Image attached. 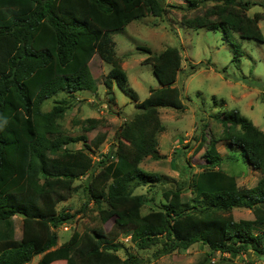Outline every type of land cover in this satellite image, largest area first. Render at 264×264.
<instances>
[{
  "label": "trees",
  "instance_id": "trees-1",
  "mask_svg": "<svg viewBox=\"0 0 264 264\" xmlns=\"http://www.w3.org/2000/svg\"><path fill=\"white\" fill-rule=\"evenodd\" d=\"M207 1L213 3L212 16L196 14L182 21L192 27L221 28L229 40V31L264 40L257 22L264 19V11L247 14L249 0H185V5L195 8ZM164 10L163 0H0V264H24L36 255L33 264L54 260L60 264H140L138 254L118 253L122 242L104 230L110 217L112 226L133 224L132 243L140 249L157 246L155 256L201 241L208 251L193 264H208L217 250L234 256L250 249L264 258V230L260 229L264 225V176L251 186H242L235 174L217 167L224 159L216 149L222 140L231 159L240 157L252 168L264 169V131L236 108L215 115L222 133L210 138L205 167L191 174L190 196L179 188H168L163 191V202L132 217L149 199L135 187L161 177L139 165L146 155L161 156L156 135L164 125L158 107L184 108L174 84L182 56L177 45H166L156 53L145 46L149 54L143 61L152 64L160 86L149 87L147 96L137 101L111 34L133 19L158 16ZM241 53L233 42V60L238 62ZM94 54L110 65L103 78L107 93L115 81L137 109L119 125L115 140L97 160L98 171L84 183L100 225L73 229L56 245L58 234L53 226L73 216V212H59L57 203L75 189L74 180L94 166L86 148L98 147L106 137L105 131L90 139L86 135L102 122L100 118L81 119V132L76 134L64 132L58 121L69 97L97 90L89 65ZM57 93L65 96L43 109L46 99ZM78 140L83 141L82 147L69 146ZM234 207H247L253 216L235 219ZM13 215L21 217V230L15 236L12 229L7 236L5 222Z\"/></svg>",
  "mask_w": 264,
  "mask_h": 264
},
{
  "label": "rangeland",
  "instance_id": "rangeland-1",
  "mask_svg": "<svg viewBox=\"0 0 264 264\" xmlns=\"http://www.w3.org/2000/svg\"><path fill=\"white\" fill-rule=\"evenodd\" d=\"M163 1L165 10L161 15L148 14L133 19L123 29L111 34L116 55L120 57L127 74L128 85L137 94V101L147 96L149 87L160 86L152 71V64L143 61L149 54L144 47L156 53L166 45H177L182 56L174 84L180 91L184 108L158 107L164 125L156 135L157 150L161 156L154 158L146 155L139 165L143 169L158 172L161 177L153 183L135 187L136 192L146 193L149 199L132 215L134 218L155 208L157 202H163V191L168 188H179L184 196H190L187 186L191 174L205 167V150L210 138H218L222 133V124L215 118L217 113L236 108L264 131V40L240 37L235 31L227 32V36L241 48L242 53L236 62L233 60V42L224 37L221 28L192 27L182 21L196 14L212 16V1L195 8H187L185 0ZM249 1L247 14L264 11V0ZM257 22L264 36V19H258ZM98 59L99 56L94 54L90 64L92 74L96 77L97 90H82L75 93L74 97H69L67 108L58 118L62 130L72 134L81 132V119L88 116L100 118L102 122L87 130L86 135L90 139L96 132L105 131L106 137L98 147L92 145L86 148L94 160V166L75 179V189L57 203L59 212H73V216L53 226L58 234L56 245L66 239L73 229L81 231L100 225L97 208L92 200L87 201L84 183L92 173L98 171L97 160L115 140L119 125L137 109L135 101L115 81L111 92L107 93L103 78L110 65ZM110 94L112 97L109 98ZM63 95L65 93H57L46 99L42 108L49 109ZM82 143V140H78L69 146L82 147ZM216 149L224 157L217 167L235 174L239 185L251 186L258 177L264 176V169H254L240 157L231 159V151H228L222 140L217 141ZM231 213L235 219L253 216L247 207H234ZM113 222V217L105 221L104 230L114 240L122 242L123 247L118 253L121 256H125L126 250L136 253L141 258L140 264H193L202 260L208 251L205 243L195 241L185 249H174L155 256L153 252L157 246L140 249L132 243L130 230L133 224L112 226ZM5 223L7 236L11 235L12 229L15 236L19 235V215L9 217ZM260 229L264 230V225ZM38 256H34L28 264L34 263ZM49 264L60 262L54 260ZM208 264H264V258L256 257L250 249L234 256L217 250L211 253Z\"/></svg>",
  "mask_w": 264,
  "mask_h": 264
},
{
  "label": "crops",
  "instance_id": "crops-1",
  "mask_svg": "<svg viewBox=\"0 0 264 264\" xmlns=\"http://www.w3.org/2000/svg\"><path fill=\"white\" fill-rule=\"evenodd\" d=\"M94 56V55H93ZM92 56V57H93ZM98 60H100V61H102V59L99 57V59ZM91 61H92V58L90 59V62H89V65L91 64ZM36 261V260H35ZM29 262H27V263H24V264H28ZM33 264V263H32Z\"/></svg>",
  "mask_w": 264,
  "mask_h": 264
},
{
  "label": "built area",
  "instance_id": "built-area-1",
  "mask_svg": "<svg viewBox=\"0 0 264 264\" xmlns=\"http://www.w3.org/2000/svg\"><path fill=\"white\" fill-rule=\"evenodd\" d=\"M107 150H108V148H107ZM107 150H106V151H107Z\"/></svg>",
  "mask_w": 264,
  "mask_h": 264
}]
</instances>
